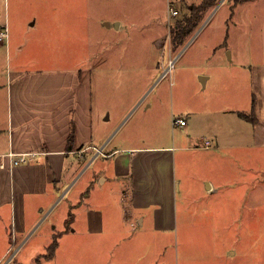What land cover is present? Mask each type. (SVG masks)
Here are the masks:
<instances>
[{"label": "crops", "instance_id": "1", "mask_svg": "<svg viewBox=\"0 0 264 264\" xmlns=\"http://www.w3.org/2000/svg\"><path fill=\"white\" fill-rule=\"evenodd\" d=\"M63 12L67 15L61 16ZM247 14V9L236 10L228 19L245 21ZM213 15L206 14L199 31L193 36L191 32L178 48L171 41L168 44L167 34L157 36L154 44L160 48L168 45L170 57L172 51L182 47L176 57L169 58L167 66L164 60V64L157 61V68L165 65L166 71L174 60L172 72L177 60L187 55L195 36L211 25ZM235 20L232 34L228 35L229 30L222 42L205 49V56L213 60L195 61L191 56L182 66L189 78L178 79L181 85L186 88L190 78L196 76L199 82L203 80L201 91L210 89V93L199 96L195 92L185 98L182 89H174L172 80L149 100V90L168 77L165 71L158 72L133 108L111 123L113 105L109 107L107 101L113 87L123 86L122 80L112 79L125 69L126 61L94 53L90 7L71 4L60 8L54 4L37 6L31 0H0V29L7 27L10 34L6 42L0 43V233L5 241L0 262L7 258L6 264H43L41 258L26 260L21 253L39 225L48 221L58 207L68 204L50 224V234L42 245L49 251L57 238V248L52 258L45 257L52 261L44 264H62L58 258L65 252L92 250H107V256L108 251L112 252L113 257L101 260V264H151L148 249L153 242L136 239L135 231L146 226L157 233L174 229L180 221L179 194L186 180L191 182L194 175L202 180L200 197L192 202L200 207L199 213L210 210L209 202L224 201L221 195L230 182L227 177L238 169L239 165L234 164L238 157H232V166L229 161L225 181L210 177L215 166L213 158L218 159L225 151L237 156L251 148H264V58L247 62L240 51L228 46L227 38L238 31L252 36L248 27L243 29ZM103 23L106 29L124 26L118 19ZM251 43L248 49H253ZM79 44H87V51H74L73 46ZM64 45H70L69 55L63 53ZM249 76L252 89L243 101L241 82ZM179 95L184 97L181 106ZM142 107L146 108L145 114L128 130L136 132L113 140L114 132L126 127L130 112ZM252 111L257 124L241 115L249 116ZM177 117L187 124L175 125ZM21 155L26 161L15 165ZM96 164L98 167L92 169ZM192 166L197 168L192 171ZM77 184L79 190L75 189ZM188 188L191 191L195 186ZM114 195L119 198L117 204ZM105 200L111 204L105 205ZM121 201L129 202L130 211L119 210ZM228 204L233 207L231 202ZM9 218L10 233L6 225ZM120 230L132 234L117 236ZM248 234L251 232L244 235ZM50 236L52 241L48 240ZM142 247L146 250H136ZM261 250L257 242L245 248H228L224 257H251L254 263ZM72 260L66 264H97L90 258Z\"/></svg>", "mask_w": 264, "mask_h": 264}, {"label": "rangeland", "instance_id": "2", "mask_svg": "<svg viewBox=\"0 0 264 264\" xmlns=\"http://www.w3.org/2000/svg\"><path fill=\"white\" fill-rule=\"evenodd\" d=\"M31 1L37 6L54 4L59 5L60 8L71 6V4L77 6L79 4H86L90 7L91 29L93 31V43L91 47L94 53L103 52L107 53V56L115 55V59L126 61L125 69L118 73L116 78L112 79L114 82L122 80L123 86L113 87V95L108 98L107 101L109 107L113 105L111 109L113 120L111 123H114L117 118L122 117L123 114H126L133 108L134 104L154 83L158 76L157 74H159L158 72L165 71L164 67L167 66L170 60L169 58L176 57L182 50V47L177 51L173 49L174 51L171 52L170 57L168 45L166 48H160L154 44L156 37L167 34L165 36L166 41H169L168 44H170L179 26L182 28H191L192 30L190 29V32H192L191 34L193 36L199 31V26L204 21L203 19L206 14H214L210 23L211 25H208L205 31L195 36V40L192 42L193 44L187 52V55L177 60L174 69L168 77H166L164 82L159 86H157V83V85L149 90L150 92L147 94V96L150 97L149 100H152L159 92H162L164 87L170 86L172 80H175L174 89L176 91L183 90L185 98L190 97V95L195 92L198 94L200 93L199 96L210 93V89L208 91H205V89H203V92L201 91L203 83L202 80H200V82L197 80L195 76L197 74L192 75L193 77L195 76V79L191 77L188 82L189 85H187L186 88L181 85L178 79H187L188 81L189 78V74L183 71L182 66L191 56L195 61H210L214 59L210 55L205 56L207 53L205 49L210 45L216 46L218 42H222L229 30H231V32L229 31L228 35L229 33L232 34L235 28L232 25V21H234L235 18L229 21L228 16L231 12H235L236 10L247 9V19L244 21L243 18H240L236 19L235 22L238 21L237 24L240 23V27H243V29L248 27V31H250L249 35L252 36L249 37L247 36L248 34L246 35L245 33L239 34L238 31L235 35L227 38L226 42H228V46L230 48L234 47L237 52L240 51L241 56L245 58L247 62L252 58L257 60H263L264 58V0ZM27 2L30 3V1ZM12 7L13 4H11V9ZM170 8L171 12L177 11L178 14L170 16ZM65 15H67L66 12L61 13V16ZM191 17H196L195 23L198 25L195 29L191 26L194 22L190 23L188 21ZM115 19L124 22L122 29H106L105 26H103L104 20L114 21ZM114 27L116 28V25ZM187 36L185 38L183 37L184 41ZM248 40L252 42L251 45L253 49H248L250 43ZM86 45L87 44H79L73 46V49L77 53L80 51L86 52ZM69 47L68 45L62 46V48H64L63 53L66 55H69V50L71 51ZM123 51H125V57H122ZM226 56L228 57V54H226ZM159 60H161L162 63L164 60L166 66L163 65L160 69L157 68V61ZM199 70L200 69L196 72H199ZM250 83V76L241 82L243 101L246 100L247 95L251 92L252 88ZM177 97L180 105V101L182 98L184 99V97H180V95ZM124 108L126 109L124 110ZM138 110L139 109L130 112L127 116V118H129L126 121V127H123L124 129L122 132H118L120 128L114 132L112 136L114 138L113 140L117 141L130 132H136L128 130L139 123V120L145 114L146 108L142 107L141 110ZM106 115L109 116L110 120V113ZM138 133H140V131H138ZM234 153L235 152L232 151H225L217 156L218 159L215 160V158H213L215 166L212 167L209 172L212 179L225 181L228 175L227 168L234 163L232 157H238V160L234 163L235 165H239H237L238 169L231 172L229 178L227 177L230 182L228 181V187H226V191L221 195L224 201L209 202L208 207L210 210L202 214L199 213L200 207H196L197 204L193 203L195 204L193 205L192 202L200 197L202 180L197 179L194 175V177L191 178V182L186 180L187 184L185 182L179 194V211L181 214L180 221L174 229L157 233L146 226V228L141 231H135V234L137 233L136 235H138L136 239H148L149 243L153 242L152 247L150 244V249H148L150 250L149 259L151 264H264V148H251V150L238 153L237 156L234 155ZM97 167L98 164L92 169H96ZM193 168H197V166H192V171H194ZM79 185L75 188L76 190L80 189ZM188 185L190 187L191 185L195 186L194 190L190 188V191ZM185 186L187 187L185 188ZM114 199H117L114 201L117 204L119 200L118 196L114 195ZM217 201L220 200L217 199ZM230 202L233 204V207L228 204ZM187 203L190 205H185ZM101 204L103 206L104 204L108 206L111 203L105 200V203L103 204L101 202ZM120 204L119 210L125 209L130 211L129 202L121 201ZM66 206H68V204H63L58 207L50 218L48 217L49 215L46 216V218H49L48 221L44 220L39 225V228L35 231L37 234L21 253L23 258L28 260L31 257L32 259L39 257L43 264L52 261L45 258L44 255L48 252V247H44L42 244L46 240V237H48L47 233L50 234V224L61 214V211L66 208ZM203 207H206V204H203ZM230 207H232V209H230ZM11 222V218L6 222L7 227L9 226L10 228L9 233L11 232ZM258 222L261 224L258 225ZM248 232H251V234L244 235ZM131 234L127 230L117 231V236L121 237L130 236ZM241 234L244 236H241ZM106 236L115 238L113 234H107ZM49 238L48 240H53V237L50 236ZM253 238L255 242L250 241ZM4 242L0 233V252ZM11 242L12 240L8 243L11 244ZM19 242L20 241H18L15 246H17ZM257 242H260L262 250L258 253V257L256 256L254 263L251 257L247 259H228L224 257V252L228 248H245ZM71 243H76V241L71 239ZM95 244L99 245V242ZM141 249L146 250L144 247L136 248L137 251L143 252L144 250ZM111 257H113L111 251H108L107 256V250H92L86 253L75 252L66 254L65 252L63 257L58 258V260L62 264H66L73 258L72 261L75 262L82 261L84 258H90L93 262L101 264V260L103 261L106 258L111 259ZM6 259L2 260L0 264H6L8 261Z\"/></svg>", "mask_w": 264, "mask_h": 264}, {"label": "trees", "instance_id": "3", "mask_svg": "<svg viewBox=\"0 0 264 264\" xmlns=\"http://www.w3.org/2000/svg\"><path fill=\"white\" fill-rule=\"evenodd\" d=\"M196 20V17H191V18H189L188 19V21L191 23H193V25H191V26H193L194 27V29L197 27V25L198 24H196L195 21ZM190 27V26H189ZM190 29L191 28H182V27H178V30H177V32H175V36H174V38H173V40H172V44L174 45V47L175 48H178V47H180V46H182V45H184L183 43H184V39H183V37L185 38L187 35H189L191 32H190ZM192 30V29H191ZM241 115L244 117V118H246V119H248V120H251V121H253L255 124H257V118L255 117V115H254V111H252L251 113H250V115L249 116H247L246 114H244V113H241ZM70 142L72 141L73 142V135L71 134V136H70ZM50 248H49V251H48V253L46 254V255H44L46 258H52L53 256H54V254H55V250H56V248H57V238H55L54 239V241L52 242V244L49 246ZM40 259V258H39ZM38 259V260H39ZM37 260V261H38ZM40 261V260H39ZM37 263H39V262H37Z\"/></svg>", "mask_w": 264, "mask_h": 264}, {"label": "built area", "instance_id": "4", "mask_svg": "<svg viewBox=\"0 0 264 264\" xmlns=\"http://www.w3.org/2000/svg\"><path fill=\"white\" fill-rule=\"evenodd\" d=\"M173 10V9H172ZM169 14L170 16L172 15H177L178 12L177 11H172L171 12V8L169 9ZM10 37V34H9V30L7 27H2L0 29V43H3V42H6ZM175 64V61L172 60L170 62V65L169 67L167 68V70L164 72V75H169V73L171 72V69L172 67L174 66ZM174 124L175 125H181V126H185L187 124V121L184 119V118H181V117H177V118H174ZM208 144H209V141H208ZM26 161V156L24 155H21V157H19L18 159L15 160V165H19L21 164L22 162Z\"/></svg>", "mask_w": 264, "mask_h": 264}, {"label": "water", "instance_id": "5", "mask_svg": "<svg viewBox=\"0 0 264 264\" xmlns=\"http://www.w3.org/2000/svg\"><path fill=\"white\" fill-rule=\"evenodd\" d=\"M107 26H109L108 24H107ZM116 27H118V24H116ZM203 81V80H202Z\"/></svg>", "mask_w": 264, "mask_h": 264}, {"label": "flooded vegetation", "instance_id": "6", "mask_svg": "<svg viewBox=\"0 0 264 264\" xmlns=\"http://www.w3.org/2000/svg\"><path fill=\"white\" fill-rule=\"evenodd\" d=\"M213 2V1H212Z\"/></svg>", "mask_w": 264, "mask_h": 264}]
</instances>
